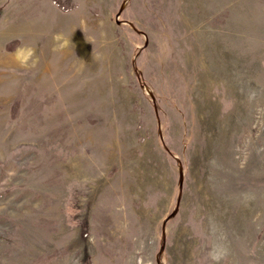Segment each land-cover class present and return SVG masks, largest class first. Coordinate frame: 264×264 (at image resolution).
Masks as SVG:
<instances>
[{
	"label": "rangeland",
	"instance_id": "rangeland-1",
	"mask_svg": "<svg viewBox=\"0 0 264 264\" xmlns=\"http://www.w3.org/2000/svg\"><path fill=\"white\" fill-rule=\"evenodd\" d=\"M0 264H264V0H0Z\"/></svg>",
	"mask_w": 264,
	"mask_h": 264
},
{
	"label": "clouds",
	"instance_id": "clouds-1",
	"mask_svg": "<svg viewBox=\"0 0 264 264\" xmlns=\"http://www.w3.org/2000/svg\"><path fill=\"white\" fill-rule=\"evenodd\" d=\"M25 56L27 59H25ZM14 58L21 67H28V60H31V66H35L37 62V59L35 58V49L28 46L17 48L14 53ZM212 259L218 261L220 256L213 255Z\"/></svg>",
	"mask_w": 264,
	"mask_h": 264
}]
</instances>
